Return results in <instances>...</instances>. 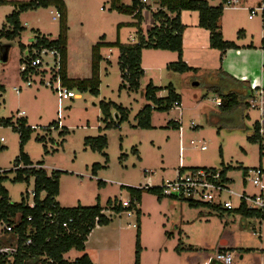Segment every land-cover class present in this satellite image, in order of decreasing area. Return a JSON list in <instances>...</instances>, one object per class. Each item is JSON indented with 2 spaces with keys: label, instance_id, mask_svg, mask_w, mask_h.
<instances>
[{
  "label": "rangeland",
  "instance_id": "rangeland-1",
  "mask_svg": "<svg viewBox=\"0 0 264 264\" xmlns=\"http://www.w3.org/2000/svg\"><path fill=\"white\" fill-rule=\"evenodd\" d=\"M6 1L13 4L31 0ZM62 1L67 7L69 79L89 77L91 49L97 43L118 40L122 45H131L136 42V28L132 25L135 20L113 11L112 0ZM139 1L146 7L144 13L141 12L140 26L146 38L151 28L150 13L156 10L157 1ZM206 1L213 7L220 3V0ZM117 2L120 6H130L132 0ZM261 2L238 0L236 10L224 8L220 18L223 41L236 43L241 30L247 31L251 41H260L263 35L260 14L253 16V21H248L247 17L248 11L256 9ZM54 10L50 7L22 13L18 20L23 32L13 41L0 39V86L3 88L0 93V173L5 174L2 187L9 202L18 204L23 198L27 203L32 202L33 178L30 177L28 182L13 181V166L20 153L19 133L14 127L21 120L26 127L34 129L22 147V153L33 167L41 164L47 175L60 172L55 201L64 208L99 204L103 215L110 219L107 226H95L87 238L85 253L93 263L134 264L137 246L140 249L139 264H186V257L195 264H210L224 233L231 235L232 264H264L263 237L253 234V223L248 224L249 219L235 212L212 213L201 205L190 207L184 201L159 199L145 191L141 192L138 206L130 210L115 214L106 206L108 200L129 201L127 188H144L147 180L150 186H158L161 180L172 177L180 163L184 168H226L225 176L233 195L224 193L222 199L228 198L232 208L237 209V197L255 193L247 181L245 187L242 185V171L264 168L263 151L257 141H253L254 125L257 123L258 126L261 119L258 102L252 108L246 97L240 99L233 111L221 112L214 100L219 99L217 92L228 90L215 80L213 69L217 61L210 63L208 60L202 66L191 63L190 66L197 70L178 73L167 69L169 64L177 62L175 53L153 49L141 51L143 76L138 82V90L133 91L118 66L119 51L102 47L99 50L98 94L73 90L77 98L62 103L58 120L56 97L51 90L36 86L25 88V81L19 74L22 48L33 42L36 32L51 40L57 37L58 21L52 20ZM12 11V5L0 6V29L6 26L5 18ZM187 15L190 14L183 18L186 29L183 40L207 44L206 36L193 35L200 29L196 26V14H191L190 19ZM5 46L8 47L6 61L2 62L1 49ZM184 52L192 58L186 43ZM148 84L160 89L158 98L166 97V88L172 86L179 98L178 107L173 105L169 112L155 110L144 97ZM17 87H21L18 95L14 91ZM104 104L126 109L127 121L120 122L112 108L105 120L101 113ZM147 105L152 108L150 129L137 128V116ZM5 120L10 124H3ZM58 121L60 126L57 128ZM98 137H103L106 142L101 152L92 151L84 144L85 139ZM200 146H205V151H201ZM93 165L101 168L93 173ZM4 226L0 222V241L8 243L13 251L16 237L4 233ZM80 255L71 250L63 255V259L72 262Z\"/></svg>",
  "mask_w": 264,
  "mask_h": 264
},
{
  "label": "trees",
  "instance_id": "trees-1",
  "mask_svg": "<svg viewBox=\"0 0 264 264\" xmlns=\"http://www.w3.org/2000/svg\"><path fill=\"white\" fill-rule=\"evenodd\" d=\"M227 0H221L217 7H211L205 0H157V8L153 13H150L151 28L147 31L146 38L143 37L141 31V12L146 9L145 5L139 0H132L130 6H120L117 0H112L111 9L119 14L131 16L135 23L137 40L131 45H122L116 40L114 43H97L91 49V66L90 78L86 80H72L67 76L66 64V44H67V14L66 7L62 0H31L27 2H15L9 4L6 0H0V6L12 5L13 11L5 18L6 26L0 29V39L6 41H13L17 38L23 28L19 23V16L28 11H36L38 9L54 8L59 13L58 34L54 40L41 35L36 32L33 39L36 48L57 49L61 53V76L63 85L69 90H76L78 92L88 91L92 95L98 94L99 87V62L101 57L99 50L102 47L116 48L119 51L118 66L121 72L126 77L129 89L137 91L139 87V80L143 76L141 69V51L159 50L168 51L177 55V62L171 63L167 69L185 73L189 68L182 61V32L183 26L180 24L179 15L182 11L196 12L198 14V28L206 30L209 33V48L219 52V61L221 62L225 52L237 47L227 41H223L219 32V20L222 17L224 4ZM264 46V40H262ZM22 48L23 45H20ZM23 49V48H22ZM167 96L163 98L156 97L160 91L159 88L148 84L145 89L144 97L153 104L154 109L160 112H169L174 103H179V98L173 92L172 86L166 88ZM0 93H3V88L0 86ZM220 99L219 109L221 112L233 111L240 102V99L250 97L251 90L247 87L244 93L234 91H227L222 93L217 92ZM111 108L115 110V116L120 122L127 121L128 112L126 109L116 106L115 104H104L101 108V113L106 120L110 115ZM152 108L149 105L142 108L137 118V128L150 129V113ZM3 124H10L9 120L2 122ZM107 123V121H106ZM54 124V123H53ZM51 124L52 128L54 125ZM108 124V123H107ZM175 124V123H173ZM25 122L21 121L14 127L19 133L20 139V153L14 163V178L13 181L20 182L25 180L28 182L29 178H33L32 204L33 208L29 207L26 199L23 198L20 203H10L7 192L2 187V182L5 180V174L0 173V222L12 226V237H16V248L11 251L8 243L0 241V264H92L86 254L72 262L63 259V255L71 250L83 253L85 250V242L91 231L95 226H107L110 219L103 215V208L99 204L93 207H74L62 208L55 201L58 195V178L60 172H53L47 175L41 164L33 167L29 158L22 153V147L29 140L31 129L25 126ZM108 126V125H106ZM115 127H119L115 124ZM257 123L254 125V140L260 142L261 138L257 133ZM84 144L89 146L92 151L101 152L106 142L103 137L96 139H85ZM260 150L261 146L258 145ZM1 151V150H0ZM107 162V158H105ZM22 168H18L19 165ZM101 166L93 165L92 172L95 173ZM192 169V168H187ZM206 170H213V168H202ZM226 168L219 170L221 183H228L226 178ZM129 203L128 208H122L120 203L116 200H108L106 206L115 213L119 214L124 210H130L134 206H138L141 192L145 191L155 194L159 199L160 192L158 187H144V188H127ZM44 195L41 198V195ZM190 207L201 205L208 210H213L211 207L200 204L186 202ZM236 214L247 219H257V215L246 209L241 204L237 209L233 210ZM213 212H225L219 209ZM138 213V211H137ZM67 223V228L61 227L63 223ZM30 240L29 244L26 241ZM140 249L136 246L134 264H139Z\"/></svg>",
  "mask_w": 264,
  "mask_h": 264
},
{
  "label": "built area",
  "instance_id": "built-area-1",
  "mask_svg": "<svg viewBox=\"0 0 264 264\" xmlns=\"http://www.w3.org/2000/svg\"><path fill=\"white\" fill-rule=\"evenodd\" d=\"M237 4L238 0H227L224 4V8L237 9ZM248 12V19H252L257 13L260 14L261 29L264 39V0H262L256 9H250ZM59 17V13L54 10L52 20L59 21ZM34 44L35 40L33 39V42L22 49L19 74L25 81V88L36 86L51 90L56 97L57 117L59 120L60 112L62 111V103L70 99H75L77 96L62 83V57L60 51L47 48L39 49L34 47ZM106 59H108V57H106ZM250 90L252 94L249 97V104L252 108H255V105H257L255 103L257 101L258 110L261 115V119L258 122L257 133L261 138L258 145L261 146L260 151H263L262 155L264 156V90L256 89L253 85H251ZM14 91L18 95L21 91V87L15 88ZM255 96H257L259 100H256ZM214 103L219 107L220 99H215ZM174 106L178 107V104L174 103ZM59 126L60 122L58 121L56 127L58 128ZM32 128L33 127H31V129ZM0 142H2V139H0ZM190 143L193 144V141H190ZM199 149L205 151L206 147L200 146ZM181 153L182 146L180 144L179 154ZM241 179L242 185L245 187L247 181L248 184L254 188L255 193L252 195L242 194L237 197L238 207L243 204L246 209L254 212L258 217L253 220L259 222L261 225L263 224L264 228V168L260 166L257 168L244 169L241 173ZM220 180L219 170L213 171L202 168L187 169L181 167L179 163L171 178L161 180L158 186L145 187H158L162 198L204 204L211 207L213 211L216 209H219L220 211H233L234 209L227 200L228 198L224 200L222 199V194L226 193L229 196H232L233 192L228 187V183H221ZM120 205L122 208H128L130 203L129 201H126L120 203ZM29 207L33 208V204L29 203ZM61 227L66 229L67 223H63ZM132 227H135V225ZM11 228L12 226L5 224L3 230L9 233L11 232ZM29 243L30 240H27L26 244ZM212 260L217 264H232L233 257L229 252L216 251Z\"/></svg>",
  "mask_w": 264,
  "mask_h": 264
},
{
  "label": "crops",
  "instance_id": "crops-1",
  "mask_svg": "<svg viewBox=\"0 0 264 264\" xmlns=\"http://www.w3.org/2000/svg\"><path fill=\"white\" fill-rule=\"evenodd\" d=\"M212 1L214 2L216 0H212ZM207 3L209 6H211L210 2H207ZM220 3H221V0H220ZM258 5L259 4H257V6ZM156 6H157V4H156ZM65 7H66V5H65ZM211 7H213V6H211ZM152 11H154V10H152ZM142 13H144V10L142 11ZM187 13L190 14V15H187L189 19L191 18V14H193V15L196 14V17L198 19V14L196 12L182 11L179 15L180 24L184 28L183 33H182V61L189 68L194 69V70H197V69L191 67L190 66L191 63L192 64L197 63L198 65L202 66V65H206L208 60L210 63H211V61L214 62V60L217 61L216 66L213 69L214 70L213 73H215V75H214L216 77L215 80L217 82L221 83L225 87V90L245 94V92L247 91V87L250 89L251 85H253L256 89L264 90V46L262 45L263 44L262 40H264L263 35H262V38L260 39L259 42H254V41L250 40L251 37L247 33L246 30H241L238 34V38L236 39L237 40L236 43L231 42L237 48L227 50L225 52L224 56L222 57L221 62H220L219 61V55H220L219 52L217 50L209 48V33L206 30H203L201 28L197 29V30L195 29L196 31L194 32L193 35H197L198 37L199 36L200 37L206 36V43L207 44L202 45L196 41L190 43V40H188V39L186 41L183 40V34L186 31L185 26H184L185 23L183 22V18L185 17V15ZM66 14H67V7H66ZM247 20L253 21V17H252V19H247ZM197 23H198V20H197ZM197 23H196V26H197ZM198 30H201V31H198ZM219 32H220V20H219ZM67 33H68V30H67ZM185 43L188 44L190 53L192 54L191 59H189V57L184 52ZM208 50H210V51H208ZM208 52H211L212 54H210ZM210 58H211V60H210ZM66 64H67V52H66ZM140 66H141V64H140ZM66 69H67V67H66ZM90 75H91V72H90ZM90 75L88 78H84L82 80L89 79ZM77 80H80V79H77ZM158 94H159V92L156 95H158ZM174 126L179 129L178 124L176 125V123H175ZM145 186H150V181L147 180ZM57 204L59 205L58 202H57ZM62 208H64V207H62ZM232 212H234V211H225V213H228V214L232 213ZM212 213H215V212L212 211ZM242 218H244V217H242ZM244 219H247V218H244ZM249 220L250 221L247 223L248 224L253 223V226H254L251 229V230H253L252 233L258 234L259 238L263 237V239H261V240H263L262 243L264 244V228H262L263 226L261 224H259V222L257 223V226H255L254 225L255 221L253 219H249ZM245 223L246 222H244L243 225ZM221 235H222L221 236L222 238H219V243L215 247L214 251H222V252L231 253V249L233 248L231 246V242L229 240L231 235L230 234H224V233H222ZM86 242H85L84 252L83 253L79 252V253H81V255L86 254L88 256V253H85L86 244H87ZM263 250H264V248H263ZM89 260H90V258H89ZM185 262H186V264H195L194 260H192V259L190 260V258H188V257L185 258ZM91 263L93 264L92 261H91Z\"/></svg>",
  "mask_w": 264,
  "mask_h": 264
},
{
  "label": "water",
  "instance_id": "water-1",
  "mask_svg": "<svg viewBox=\"0 0 264 264\" xmlns=\"http://www.w3.org/2000/svg\"><path fill=\"white\" fill-rule=\"evenodd\" d=\"M7 50H8V47L7 46L2 47V49H1V53H2L1 61L2 62H5L6 61V53H7ZM192 86H196V84H193ZM210 264H216V263L213 260H211Z\"/></svg>",
  "mask_w": 264,
  "mask_h": 264
}]
</instances>
